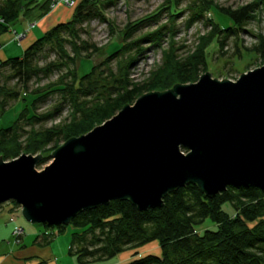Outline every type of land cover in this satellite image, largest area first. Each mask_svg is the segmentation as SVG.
<instances>
[{
    "label": "trees",
    "instance_id": "16d2710c",
    "mask_svg": "<svg viewBox=\"0 0 264 264\" xmlns=\"http://www.w3.org/2000/svg\"><path fill=\"white\" fill-rule=\"evenodd\" d=\"M119 1L82 0L73 8L70 21L50 29L30 45L22 56L0 62V81L6 70L10 78L16 80V86L6 90V93L0 88V98L5 96L0 103L1 116L6 112L7 99L18 101L23 97L22 94L24 100H27V96L31 98L28 105L31 108L24 107L11 126L0 129V156L5 161L23 154H41L43 158L38 164L41 166L62 141L88 133L149 93H142L137 85L120 79L115 81L114 89L100 95L93 78L95 69L81 77L76 72L77 58L94 48L81 40L80 27L93 20H105L104 12L115 7ZM200 2L199 10L194 12L190 23L196 22L205 11L211 9L219 11L232 22L228 28L212 23V31L207 38L212 40L223 36L218 41L220 50H224L225 40L229 36H237L254 20L257 7L264 6V0H256L249 6L235 10L220 7L214 0ZM31 5L32 2L25 4V0H0V37L10 31L21 15L38 7L31 9ZM40 6L43 12L39 17L53 8L50 0ZM136 31L137 27L132 26L125 34V52L133 47L134 42L128 43V40ZM163 34L161 30L155 31L144 39L156 45L165 36ZM204 48L205 44L185 59L174 58L171 69L162 71L157 81H150L151 92H164L177 84L196 83L207 66ZM246 49L255 51L264 60V37H260L253 48ZM48 50L54 52L57 59L40 66L39 58L45 57ZM143 51V48H139L129 67ZM55 71L60 72L58 81L36 89L31 87L33 81L50 77ZM57 92L61 93L64 104L72 106L70 122H61L37 131L25 130L26 126L34 127L36 123L56 118L61 108L43 116L31 115L30 111ZM50 145L54 146L49 148ZM182 150L188 152L187 148ZM163 201L160 208L140 211L130 200H114L79 213L69 226L81 231L72 234L68 254L76 257L78 264H93L158 242L160 255L150 254L126 264H264L263 190L229 186L210 198L201 192L198 185L187 184L168 193ZM227 203L232 206L233 215L224 211L223 207ZM207 219L212 221L214 228H199ZM42 227L46 230L50 228L48 225ZM66 228L58 226L59 234L64 233ZM52 236L48 234L43 237L40 244L50 245L54 241Z\"/></svg>",
    "mask_w": 264,
    "mask_h": 264
},
{
    "label": "water",
    "instance_id": "95a60500",
    "mask_svg": "<svg viewBox=\"0 0 264 264\" xmlns=\"http://www.w3.org/2000/svg\"><path fill=\"white\" fill-rule=\"evenodd\" d=\"M52 157L42 171V155L0 157V205L14 202L27 222L58 227L114 200L160 208L187 184L210 198L229 186L264 191V65L236 81L205 73L144 94Z\"/></svg>",
    "mask_w": 264,
    "mask_h": 264
},
{
    "label": "rangeland",
    "instance_id": "374dc122",
    "mask_svg": "<svg viewBox=\"0 0 264 264\" xmlns=\"http://www.w3.org/2000/svg\"><path fill=\"white\" fill-rule=\"evenodd\" d=\"M255 1L214 0L220 7L232 10L249 6L255 3ZM25 2H28V0ZM52 2L53 0H51ZM200 4V0H120L115 7L104 12L105 20H93L80 27L81 40L87 41L94 48L89 53L78 57L75 61L78 76H84L90 73L92 69H95L93 71V78L100 95L114 89L116 86L115 81L120 79L122 81L125 79L133 83V85H137L142 89V93L147 91L150 93L152 91L150 81L156 80L162 71L171 69V65L176 58L185 59L193 55L203 44H205L204 52L207 57V66L200 73L201 76L205 73H210L214 79L236 81L241 74L264 65V60L258 57L255 51L246 49L253 48L259 41V38L264 37V6L257 7L254 13V20L250 21L244 27V30H240L237 36H229L225 40L226 46L224 50H220L218 41L223 39V36L212 38V40H208L207 38L212 31V23H218L221 28H228L232 25V22L219 11L211 9L205 11L196 22L190 23L194 12H198ZM132 26L137 27V31L128 40V43L134 42V45L130 48L129 52H125L124 47L127 43L125 34L129 32ZM160 30L165 33L163 34L165 36L159 44L153 45L152 42L144 39L149 33L151 34ZM139 48L144 49L143 54L129 67L131 59L135 57ZM68 50L70 49L68 48ZM55 59H57L55 53L48 50L46 56L40 57L38 62L40 66H43L55 61ZM4 72V76L0 81V88H3L4 93H6V90H11L16 86V80L10 78L9 71L6 70ZM59 73V71H55L50 77H42L39 80H35L32 82L31 87L36 89L37 87H43L58 81ZM22 95L24 97V94ZM4 97L2 95L0 103ZM23 97L18 101L7 99L6 112L2 116L0 114V129L11 126L19 112L29 105L31 98L27 96V100H24ZM60 108L61 111L58 112L56 118L53 120L36 123L34 127L26 126L25 130L30 131L33 129L37 131L51 128L61 122L69 123L73 109L72 106L64 104L60 92L54 93L44 99V101L38 103L36 109H31L30 114L43 116L57 109L60 110ZM65 142L62 141L59 147ZM52 146L54 145H50L49 148ZM58 148L54 149L53 152ZM52 153L48 155V157H51H49L45 164L41 166L37 165L38 171H42L45 167L52 164ZM8 206L13 208L16 204L10 201L0 205V208L6 209L5 212L0 213V229H2V233L6 229L8 235L12 234V228L16 224L25 228V235L28 238L30 228H36L37 225L27 222L22 215L21 209L15 214L14 219L16 222L13 225L9 221L10 217L4 214H7ZM223 209L227 214L233 215L234 210L229 203L225 204ZM199 228L207 229L214 227L212 221L207 219ZM47 231L48 234L54 237L51 248L57 256L56 258L58 260L66 259L65 261L69 263V259L72 256L68 254V258L66 255L72 234L80 233L81 230L73 226H67L65 232L62 234H59L58 227H50ZM150 254L160 255L158 242L150 243L138 249L128 250L111 260L93 264H126L134 259ZM72 261L78 264L77 258L72 259Z\"/></svg>",
    "mask_w": 264,
    "mask_h": 264
},
{
    "label": "crops",
    "instance_id": "0c3cea01",
    "mask_svg": "<svg viewBox=\"0 0 264 264\" xmlns=\"http://www.w3.org/2000/svg\"><path fill=\"white\" fill-rule=\"evenodd\" d=\"M48 1L49 0H28V2H25V4L32 2L31 9L35 6L38 7L21 15L10 31L0 37L1 62L14 57L22 56L24 51L30 45H32L50 29L60 23H65L71 20L74 9L62 4L53 7L47 14L39 17V15L43 12L40 5H43ZM76 1L77 3H80L82 0ZM31 24L33 27L29 32H27ZM14 32L18 34H23L24 32L27 33L19 42L15 40ZM8 208L7 214H4L10 217L9 221L14 225L16 222L14 216L21 208L18 206H14L13 208L8 206ZM5 210L6 209L0 208V213L5 212ZM18 226L24 230L22 243L20 245H16L14 241L12 242L13 231ZM31 228L28 238H26L25 235V228L20 225L15 224L12 228V234L10 233L9 235L6 233V229L3 230V233L1 231L2 229H0V264H76L72 261V259H76L75 257H71V259H69V263L65 261L66 259L58 260L51 248L53 242L48 246L40 244V242H42V238L48 236V231L44 229L42 225H37V229L34 227ZM68 256L69 255L67 253L66 257Z\"/></svg>",
    "mask_w": 264,
    "mask_h": 264
},
{
    "label": "built area",
    "instance_id": "2783aa9c",
    "mask_svg": "<svg viewBox=\"0 0 264 264\" xmlns=\"http://www.w3.org/2000/svg\"><path fill=\"white\" fill-rule=\"evenodd\" d=\"M59 4L65 5L69 8H75L78 5L76 0H53L52 7H55ZM1 22L3 21L1 20ZM32 27L33 25L31 24L27 32H29ZM27 32H24L23 34H18L14 32L15 40L20 42L25 37ZM23 235H24L23 228L18 226L14 229L12 236H13V241L16 245H19L22 243Z\"/></svg>",
    "mask_w": 264,
    "mask_h": 264
}]
</instances>
